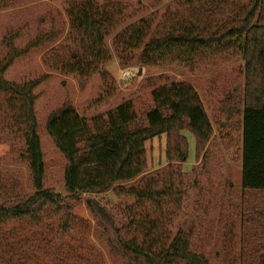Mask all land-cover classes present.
I'll return each mask as SVG.
<instances>
[{
  "label": "trees",
  "instance_id": "16d2710c",
  "mask_svg": "<svg viewBox=\"0 0 264 264\" xmlns=\"http://www.w3.org/2000/svg\"><path fill=\"white\" fill-rule=\"evenodd\" d=\"M38 1L50 0H0V12ZM162 2L66 0L65 42L47 51L43 64L50 72L89 79L105 78L103 69L113 56L123 70L136 66L190 74L242 60L241 186L264 192V0H171L156 23ZM145 8L153 11L140 16ZM19 32L2 39L0 126L19 147L33 193L0 176V264L72 259L65 241L89 228L73 215L84 196L94 237L107 248L110 264H211L195 246L197 218L184 220L190 184L177 167L188 157L186 132L194 139L195 160L202 154L205 169L212 128L195 90L184 81L158 84L150 91V107L140 114L130 102L92 119L80 117L68 102L53 111L45 131L66 162L61 196L43 187L34 112V90L47 76L16 84L4 75L17 59L54 45L63 31L53 26L37 31L23 48L14 45ZM162 136L167 165L147 174L145 145ZM108 192L118 204L97 199ZM256 264H264V256Z\"/></svg>",
  "mask_w": 264,
  "mask_h": 264
},
{
  "label": "rangeland",
  "instance_id": "374dc122",
  "mask_svg": "<svg viewBox=\"0 0 264 264\" xmlns=\"http://www.w3.org/2000/svg\"><path fill=\"white\" fill-rule=\"evenodd\" d=\"M170 1L163 0L157 7L156 23L170 6ZM65 3L66 0L38 1L0 12V58L5 54L2 39L7 34L19 30V38L14 41V45L23 48L37 35V31L47 32L52 26L63 31L54 45L31 51L17 59L4 75L6 81L16 84L47 76L34 90L37 136L44 165L43 187L65 195L62 181L66 162L45 131L47 118L62 104L70 103L75 112L85 119L103 116L126 102L132 103L140 114L150 107L149 94L154 86L165 81H184L199 96L212 128V136L204 148L207 154L204 171L201 164L203 155L195 160L193 137L182 132L188 141V157L184 164L177 167L180 173L186 174L190 184L186 199L189 207L184 211V220L197 218L195 246L209 256L211 264H230L235 258L238 259L234 260V264H256L257 258L264 256V192L245 190L241 186L242 117L238 107L244 85L242 60L218 70L208 69L190 74L159 68L139 69L136 66L123 70L112 55L111 62L103 69L105 78L96 75L80 79L50 72L42 58L51 48L57 50L65 42L68 32ZM152 11L151 8H145L140 16H147ZM124 72H130L132 77L124 78ZM1 130L2 126L0 176L5 181H13L23 193L31 194L29 172L19 160V147ZM145 152L147 174L165 168L164 136L147 142ZM85 198L87 196L74 206L73 215L81 222L89 223V228L83 235L75 233L73 238L65 241L72 251V259L65 261L61 257L58 264H82L80 256L83 264H110L107 248L94 237V223L85 208ZM97 199L110 201L111 205L118 204V199L111 192ZM11 228L8 227V230ZM82 248L90 252L82 255ZM57 251L54 248V252ZM222 255L226 257L225 261H220ZM43 264L55 263L47 258Z\"/></svg>",
  "mask_w": 264,
  "mask_h": 264
},
{
  "label": "built area",
  "instance_id": "2783aa9c",
  "mask_svg": "<svg viewBox=\"0 0 264 264\" xmlns=\"http://www.w3.org/2000/svg\"><path fill=\"white\" fill-rule=\"evenodd\" d=\"M123 77L124 78H131L132 76H131V73L130 72H124L123 73Z\"/></svg>",
  "mask_w": 264,
  "mask_h": 264
}]
</instances>
